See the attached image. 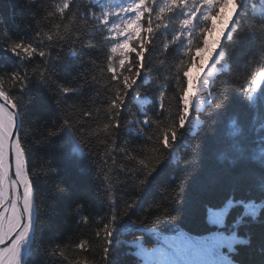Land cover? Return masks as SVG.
Here are the masks:
<instances>
[{"label": "trees", "instance_id": "1", "mask_svg": "<svg viewBox=\"0 0 264 264\" xmlns=\"http://www.w3.org/2000/svg\"><path fill=\"white\" fill-rule=\"evenodd\" d=\"M62 3L0 0V74L5 89L19 98V132L27 146L35 213L23 264H104L105 229L113 227V261L160 264L159 253L153 249L168 245L160 236L176 237L183 231L195 237L238 233L239 238L251 219L244 209L247 204L258 205L256 219L264 220V85L248 93L252 74L264 71V0H239L234 21L221 38L219 54L211 60L209 53L205 57L210 89L217 100L202 90L204 103L199 98L194 101L188 122L150 174L140 161L148 164L161 152L155 137H148L156 132L157 118L161 122L157 136L175 119L180 88L186 87L182 75L177 77L189 47L187 34L176 38L183 31L180 21L200 6V0H188V8L166 13L167 27L157 32L146 52V72L129 92L121 128L114 135L112 128L104 130L116 122L110 109L106 64L111 42L107 27L99 21L104 11L124 7L127 0H70V8L61 15L56 8ZM165 3L156 0L154 21ZM205 11L201 8L194 22L193 50L203 47L197 20ZM220 28L212 36L217 38ZM19 41L49 53L47 63L55 70L56 80L49 84L32 76L23 91L18 84L13 89L6 73L22 70L31 75L46 63L38 56L24 61L15 56L8 47ZM191 70L193 76L203 74L197 68ZM57 82L74 90L59 104ZM225 90L228 98L217 109L214 105ZM160 103L163 109L159 110ZM146 117L151 118L148 123H144ZM53 121L66 122L69 128L59 132L58 127L53 129ZM51 131L58 133L48 138ZM232 160L246 162V168L237 165L233 169L234 175L250 171L239 184L228 181ZM177 196L165 219L160 213ZM230 199L235 202L230 212L220 226L214 225L211 212ZM80 204L82 210L77 207ZM216 248L218 253L212 258L222 264H264V237L258 228L249 247ZM142 249L149 253L143 254Z\"/></svg>", "mask_w": 264, "mask_h": 264}, {"label": "snow or ice", "instance_id": "2", "mask_svg": "<svg viewBox=\"0 0 264 264\" xmlns=\"http://www.w3.org/2000/svg\"><path fill=\"white\" fill-rule=\"evenodd\" d=\"M29 3L32 0H28ZM156 0H131L124 7L115 10H106L100 17V26L107 27L108 39L111 46L108 48L107 54V72L110 76L109 86H111L112 97L110 100L111 113H114L113 119L115 124L105 125V131L108 128L113 129V135L118 133L122 125V117L124 115L125 106L127 103L129 92L134 88L141 75L145 73V55L149 47L152 45L153 39L157 32L167 24L164 23L166 13L172 14L178 9L188 8V0H166V3L159 7L156 12L155 21L153 20V12L155 11L154 5ZM239 7V0H200V6L193 7L188 13L187 18L180 21L181 29L177 34L179 37H184L187 34L189 47L185 51L187 61L181 60L178 68L179 72L177 77L181 75L183 80L186 81V87L180 88L178 95V111L175 113V119L165 124L163 132L157 136L159 132V124L161 123L157 118L156 132L152 133L148 139L152 140L155 137V142L159 144L158 151L161 155L155 156L150 159L148 164L143 160L140 161L144 165L148 174L155 170L159 162L164 158L163 153L166 149L171 148L175 143L179 133V129L183 128L188 122L190 112L192 111L194 101L199 98L201 104L204 103L200 96L203 91H207L213 101L217 100L215 95L210 89V81L206 68V58L204 53L208 52V59L211 60L212 56H217L221 48V38L224 37L225 31H229L228 24L233 22V17ZM70 8V0H63V3L58 5L56 11L61 15L65 14V10ZM201 8L207 9L202 12L203 20L208 23V26L200 29V38L202 39L203 47L196 46L195 50L192 49V37L195 35L193 31L194 22L196 21L197 13ZM116 18L115 20L113 18ZM217 21H220L224 27L220 28V36L210 42L209 38L217 31ZM37 37L39 33H36ZM48 40L52 41L53 36H48ZM63 37L61 38L62 42ZM172 40L170 43H174ZM88 46H93L89 44ZM165 48L169 45L165 44ZM10 51L18 56L22 61L32 60L38 56L41 60L45 61L43 69L33 71L31 75L22 70H14L6 73L8 80L13 83V89L19 85V90L23 91L27 87L29 80L32 76H36L39 80H46L51 84L56 80L55 70L49 69L48 57L49 53L43 50L37 51L33 43H25L23 41L14 42L8 47ZM133 55L136 59L132 60ZM213 63V60H212ZM198 68L202 75L197 74L193 76L191 69ZM5 81L3 74H0V245L7 244L8 246L0 248V264H20V253L23 242L28 238L32 229L33 221V194L32 184L27 171V146L25 141L21 138L18 129V114L19 104L18 97L12 96L9 90L4 87ZM264 85V71L254 72L251 76V88L248 93L253 90H258ZM57 103H61V98L67 92L74 91L63 86L57 82ZM108 88H106V91ZM243 93V92H242ZM164 93L161 91L159 96L162 98ZM226 90L220 96V103H215L214 107L219 109L224 107L227 100ZM63 105V104H62ZM163 109V104L160 103L159 110ZM159 115H163L160 111ZM151 118L146 117L144 123H148ZM135 119L129 120L128 124L132 123ZM53 129L59 128V132L69 126L66 122L59 125L56 121L52 123ZM152 127V126H151ZM57 131H51L49 137L57 134ZM75 134V133H74ZM196 158V157H195ZM197 159V158H196ZM193 159V160H196ZM225 160H221L223 163ZM237 165H242L246 168V162L232 160L227 169L230 172L228 181L234 184L243 182L250 171H241L237 176L233 174V169ZM15 176L17 179L13 180ZM142 184L145 181L141 182ZM23 185L22 193H17L15 199L19 201L20 196L23 197V203L20 208L17 204L7 198L8 191L18 188ZM63 188V187H61ZM264 195V192L261 193ZM179 197H175L173 201L169 202V207H164L160 215L167 219L170 216V208L173 202L178 201ZM11 204L12 219L8 218V209L2 207L4 204ZM233 200H229L221 209L211 212V216L216 218L215 222L226 216L234 205ZM79 209H83V204L77 205ZM157 207H161L157 205ZM247 214L251 219L244 224L246 232L243 236L238 238V233H233L231 236H225L222 233H214L207 237H193L183 233L180 234V243L168 244L167 247L160 249H153L158 252L160 256V264H213L211 251L216 247H227L230 251H235L234 246L243 245L251 246L252 235L254 229H259L261 236L264 237V220H257L256 206L253 204L245 205ZM127 210L125 211L126 214ZM160 219V216L157 217ZM7 221V224H5ZM142 221L141 223H144ZM115 223V217H113ZM115 234V227L106 228L104 241L106 247L102 246L104 264H117L112 260L113 250V236ZM99 235V233H97ZM165 241L175 240L176 237H164ZM79 248L83 249L84 245L79 244ZM234 264V262H230Z\"/></svg>", "mask_w": 264, "mask_h": 264}, {"label": "bare ground", "instance_id": "3", "mask_svg": "<svg viewBox=\"0 0 264 264\" xmlns=\"http://www.w3.org/2000/svg\"><path fill=\"white\" fill-rule=\"evenodd\" d=\"M233 21H234V20H233ZM199 26H201V27H206V26H208V23H207L206 21H204V22H202ZM219 26H220L221 28L224 27V25H223L222 23H220V22L217 21V27H219ZM12 179L15 180V179H17V178H16L15 176H13ZM22 191H23V185H22V184L19 185L18 188L14 189V190H9V191H8V196H7V198H8L9 200H12L14 203H16V204H17V208H20V206L22 205V203H23V197H22V195H21L19 201H16L15 197H16V195H17L18 192H19V193H22ZM2 207L8 209V213H7V215H8L9 220H11V219H12L11 204L6 203V204H4ZM5 224H7V221H5ZM193 237H195V236H193ZM163 240H164V237H163V236H160V241H163ZM154 241H156V240L154 239ZM175 244H178V242L175 241ZM6 246H8V245H7V244H5V245H0V248L6 247ZM146 246H148V245H146ZM153 246H154V245H153ZM157 247H158V246H156V248H157ZM226 249H227L228 251H230L227 247H226ZM142 250H143V251H142L143 254H148V253H149V250H147V249H142ZM158 262H160V258L158 259ZM150 264H158V263H150Z\"/></svg>", "mask_w": 264, "mask_h": 264}, {"label": "rangeland", "instance_id": "4", "mask_svg": "<svg viewBox=\"0 0 264 264\" xmlns=\"http://www.w3.org/2000/svg\"><path fill=\"white\" fill-rule=\"evenodd\" d=\"M247 205H248V204H247ZM255 206H256V211H258V205H255ZM244 209H245V212L247 213V208L245 207ZM224 217H225V216H223V218H224ZM210 219H211V222H212V221L215 222V219H216V218L211 217ZM221 219H222V217L219 219V222L221 221ZM180 233H183V234L188 235V236H193L192 234H190V233H186V232H183V231L180 232ZM214 233H216V232H214ZM214 233H210V234H208L207 236L212 235V234H214ZM207 236H204V237H207ZM196 237H197V236H196ZM198 238H199V237H198ZM176 241H177L178 243H180V237H177V238H176ZM219 248H220V247H219ZM211 252H212V251H211ZM213 255H214V254L211 253V256H213ZM146 263H147V262H146ZM146 263H145V264H146Z\"/></svg>", "mask_w": 264, "mask_h": 264}, {"label": "water", "instance_id": "5", "mask_svg": "<svg viewBox=\"0 0 264 264\" xmlns=\"http://www.w3.org/2000/svg\"><path fill=\"white\" fill-rule=\"evenodd\" d=\"M17 120H18V118H17ZM78 149H80V148H79V147H77V150H78Z\"/></svg>", "mask_w": 264, "mask_h": 264}]
</instances>
